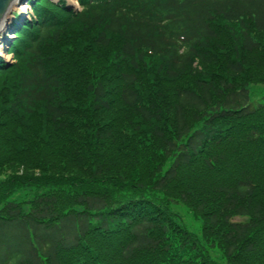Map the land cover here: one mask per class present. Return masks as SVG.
Here are the masks:
<instances>
[{
	"label": "trees",
	"instance_id": "1",
	"mask_svg": "<svg viewBox=\"0 0 264 264\" xmlns=\"http://www.w3.org/2000/svg\"><path fill=\"white\" fill-rule=\"evenodd\" d=\"M77 1L0 62V264H264V0Z\"/></svg>",
	"mask_w": 264,
	"mask_h": 264
},
{
	"label": "rangeland",
	"instance_id": "2",
	"mask_svg": "<svg viewBox=\"0 0 264 264\" xmlns=\"http://www.w3.org/2000/svg\"><path fill=\"white\" fill-rule=\"evenodd\" d=\"M29 1H28L27 9H25L23 12V13H25L24 15L26 18L23 16L20 18V14H21L20 11H17V12L13 11L10 14L11 18L7 22L8 25L5 27L6 30H5L4 34L2 35L3 42L0 43L2 45L1 47H3V50H2L3 52L0 53V62H1V64H3L1 66V68L2 67L7 68L12 63H14V58H13L14 56L12 53H10L9 46H10V43L12 42V39L15 37V34L17 32L16 28H18L19 25H22L25 22H27L28 19L30 20V18H32V20H35V18H36L35 12L30 6V4L33 0H29ZM48 1L50 2V4L52 3L54 5L57 4L59 1L60 2L63 1V4L65 5L66 9H69V10H72L75 12L79 10V4H78L77 0H48ZM14 18H15V20H14ZM5 46H6V48H5ZM248 92H249V94H248L249 101H250V103L254 104L257 101L261 100V95L264 93V85H260V84L250 85L248 87ZM3 174H4V171H2L0 173V179L3 177ZM12 199L15 201L21 202L20 204L23 205V210L25 212L28 210L27 206H25V204L23 203L27 200V198L25 196V192L15 193L13 195ZM170 211L174 215V217H173L174 220L179 225L186 228V230L189 231L190 233H192L196 238H200V233H199L200 221L194 219L186 207H184L183 205H181L179 203H173L170 205ZM205 252L209 256V258L212 259L214 262L219 263V264H224V260L221 257L220 250L216 246L207 247Z\"/></svg>",
	"mask_w": 264,
	"mask_h": 264
},
{
	"label": "water",
	"instance_id": "3",
	"mask_svg": "<svg viewBox=\"0 0 264 264\" xmlns=\"http://www.w3.org/2000/svg\"><path fill=\"white\" fill-rule=\"evenodd\" d=\"M25 0H0V43L2 42L3 38L2 35L5 32V27L8 24L10 14L12 13V6L14 4L19 5L22 4ZM24 14V13H21ZM20 14V18L22 15ZM15 19V18H14Z\"/></svg>",
	"mask_w": 264,
	"mask_h": 264
},
{
	"label": "bare ground",
	"instance_id": "4",
	"mask_svg": "<svg viewBox=\"0 0 264 264\" xmlns=\"http://www.w3.org/2000/svg\"><path fill=\"white\" fill-rule=\"evenodd\" d=\"M28 1L29 0H25L22 4H19V5H16V4H14L13 6H12V8L13 9H11L12 10V12L14 11V12H17V11H20L21 13H23L24 12V10L25 9H27V7H28ZM30 2V1H29ZM33 2V1H32ZM25 14V13H24ZM24 14H21L23 17H25V15ZM16 16V15H15ZM26 18V17H25ZM15 20V19H14ZM26 20V19H25ZM24 20V21H25ZM21 22V21H20ZM26 23V22H25ZM8 25V24H7ZM6 25V26H7ZM22 27V26H21ZM5 29V28H4ZM6 30V29H5ZM11 37V36H10ZM2 42H3V40H2ZM2 45L0 44V53H2L3 51V47H1ZM5 48H6V46H5ZM4 48V49H5Z\"/></svg>",
	"mask_w": 264,
	"mask_h": 264
}]
</instances>
